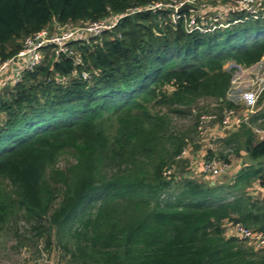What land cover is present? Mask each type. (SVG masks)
Instances as JSON below:
<instances>
[{
	"label": "trees",
	"instance_id": "trees-1",
	"mask_svg": "<svg viewBox=\"0 0 264 264\" xmlns=\"http://www.w3.org/2000/svg\"><path fill=\"white\" fill-rule=\"evenodd\" d=\"M174 1L0 0V61L42 29L118 17L71 41L72 54L44 47L40 64L1 85L0 229L25 222L28 239L65 264H264V247L231 230L264 233V195L248 190L264 189V139L253 130L264 128V108L221 140L254 161L233 180L178 157L203 145L199 100H215L205 113L216 120L245 110L227 95L236 65L264 57V0L259 17L233 6L217 16L218 0L176 22L172 8H148ZM187 115L194 122L176 129L174 118Z\"/></svg>",
	"mask_w": 264,
	"mask_h": 264
},
{
	"label": "built area",
	"instance_id": "built-area-1",
	"mask_svg": "<svg viewBox=\"0 0 264 264\" xmlns=\"http://www.w3.org/2000/svg\"><path fill=\"white\" fill-rule=\"evenodd\" d=\"M209 1L210 0H176L168 4H162L157 2L149 6L148 8L161 7L162 5L168 6L172 8L171 20L173 22H176L179 18H186L183 11H179V9L184 5H188V9L190 10L201 12L202 9L207 5V3L204 2ZM197 2L198 6H195ZM255 2L256 0H224L222 7L218 9L220 11H218V13L215 15L220 16L226 10L227 7L233 6L237 9H245V11L249 13L250 17H259V15L261 14L259 13L258 8L255 5ZM133 11H135V9ZM262 14L264 15V11L262 12ZM117 20L118 17H114L110 20L104 19L93 21L81 26L59 27L57 30L52 32L48 31L47 29H42L36 33L28 35L23 41L22 48L14 56L4 61H0V75L4 74L5 72L8 73L7 78L3 79L4 82H2V79L0 80V86L9 81L11 83L19 81L21 72L23 70H33L38 64H40L43 58L44 47L48 45L53 46V52L55 53V55L72 54V47L69 45L71 41H83L89 37L96 36L106 29H111L117 23ZM194 24V18H191L188 23L190 29L200 28L199 25ZM222 25V23H219V26ZM76 61L79 62L80 58L77 57ZM83 76L86 77L87 74L84 72ZM263 91L264 85H261L258 86L256 90L251 93L250 104L246 105V108L242 113H239L234 109H224L223 114L219 120H216L217 115L214 113L202 114L199 118L198 130L201 134H204L203 141L206 139L205 136H207L208 129L212 128L208 127V124L212 121H216V126H220L221 131H224L222 134H218L219 137H223V135L225 136L227 131L234 130L244 122L249 123L251 114L258 111L260 106L264 105V97L261 99V104H257L258 99ZM211 130L215 132L218 129H215L214 127ZM253 130L258 139H264V128L259 126H253ZM214 135L217 136L216 133ZM208 136H210L209 132ZM188 155L189 149L187 147H184L178 157H186ZM204 156L201 172L207 175L209 178L218 177L229 170L230 164L227 161L221 160L216 157L204 158ZM231 230L239 234L242 238L247 239L256 247H264V233L252 232L240 223L234 224ZM38 264L47 263L45 261H42Z\"/></svg>",
	"mask_w": 264,
	"mask_h": 264
},
{
	"label": "rangeland",
	"instance_id": "rangeland-1",
	"mask_svg": "<svg viewBox=\"0 0 264 264\" xmlns=\"http://www.w3.org/2000/svg\"><path fill=\"white\" fill-rule=\"evenodd\" d=\"M218 2L219 7H222L224 1H215ZM207 3L206 6L211 5V2ZM218 8L216 7L217 11ZM229 10V9H228ZM223 18V17H222ZM221 18V19H222ZM232 62H228L225 66L231 67ZM236 71L234 72V78L232 81V86L228 91V98L234 100L238 103H243L245 106L250 104L251 93L256 90L258 86L264 85V57L254 65L250 67H239L236 65ZM240 68V69H238ZM8 73L0 75V80L6 79ZM1 87V86H0ZM216 102L212 98H203L199 100V102L194 106L195 109L200 110L201 112L205 110L209 112H215ZM204 112V113H205ZM194 122L192 116H184V117H175L173 120V125L176 129H181L183 127L190 126ZM208 127H212L218 129L217 131H212L208 129L207 136L204 141H201L203 144L199 146V148L195 149L197 151H191L189 149V158L190 162L193 164V170L195 172H199L203 163V156L206 154L208 148L214 152L216 151V157L219 158L218 152L222 151L224 154H227V162L230 164V168L227 172L223 173L218 177V180H227L231 181L235 177V174L241 168H244L247 165L252 164L254 161L250 160L249 157L240 150L239 154L233 151V146H225L222 138L219 137L218 134H222L220 126H216V124L209 125ZM208 132L210 136H208ZM218 132V133H217ZM217 134L215 136L214 134ZM243 152V153H242ZM65 157L61 159V163H65ZM223 160V158H221ZM201 172V171H200ZM206 176V175H205ZM209 178L208 176H206ZM250 192L253 194L255 191V195H263L264 189L259 186L258 183L253 184L250 187ZM28 230L25 222L18 221V224L12 223L9 226L5 225L0 229V264H36L41 260L47 262L48 264H65L64 262H59V254L56 249L45 250L42 244L38 243L37 245L28 239V235L24 233V230Z\"/></svg>",
	"mask_w": 264,
	"mask_h": 264
},
{
	"label": "water",
	"instance_id": "water-1",
	"mask_svg": "<svg viewBox=\"0 0 264 264\" xmlns=\"http://www.w3.org/2000/svg\"><path fill=\"white\" fill-rule=\"evenodd\" d=\"M188 7H189L188 5H184L183 7H181V8L179 9V11H182V10L188 8Z\"/></svg>",
	"mask_w": 264,
	"mask_h": 264
},
{
	"label": "crops",
	"instance_id": "crops-1",
	"mask_svg": "<svg viewBox=\"0 0 264 264\" xmlns=\"http://www.w3.org/2000/svg\"><path fill=\"white\" fill-rule=\"evenodd\" d=\"M261 108H264V105L260 106L259 110H260ZM242 153H243V152H242ZM200 171H201V170H200ZM263 195H264V194H263Z\"/></svg>",
	"mask_w": 264,
	"mask_h": 264
}]
</instances>
